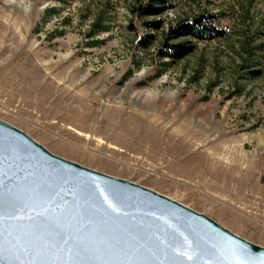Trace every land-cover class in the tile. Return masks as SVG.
I'll use <instances>...</instances> for the list:
<instances>
[{
  "label": "rangeland",
  "instance_id": "1",
  "mask_svg": "<svg viewBox=\"0 0 264 264\" xmlns=\"http://www.w3.org/2000/svg\"><path fill=\"white\" fill-rule=\"evenodd\" d=\"M0 120L264 247V0H0Z\"/></svg>",
  "mask_w": 264,
  "mask_h": 264
},
{
  "label": "water",
  "instance_id": "2",
  "mask_svg": "<svg viewBox=\"0 0 264 264\" xmlns=\"http://www.w3.org/2000/svg\"><path fill=\"white\" fill-rule=\"evenodd\" d=\"M0 264H264V247L0 120Z\"/></svg>",
  "mask_w": 264,
  "mask_h": 264
},
{
  "label": "trees",
  "instance_id": "3",
  "mask_svg": "<svg viewBox=\"0 0 264 264\" xmlns=\"http://www.w3.org/2000/svg\"><path fill=\"white\" fill-rule=\"evenodd\" d=\"M161 1V0H160ZM205 17H200L194 19L190 23H183L177 27L171 28L168 32V39L171 41H179L184 39H207L210 38L212 34V28L202 25L204 23ZM192 46L189 45L188 41L177 42L171 45V51L165 53L170 62L174 60H179L187 56L192 52ZM163 56V55H160ZM169 63H163V66H168ZM159 71L156 76L160 73ZM146 82L143 81L141 85H145Z\"/></svg>",
  "mask_w": 264,
  "mask_h": 264
},
{
  "label": "bare ground",
  "instance_id": "4",
  "mask_svg": "<svg viewBox=\"0 0 264 264\" xmlns=\"http://www.w3.org/2000/svg\"><path fill=\"white\" fill-rule=\"evenodd\" d=\"M145 96H146V97H150V95H149V94H146Z\"/></svg>",
  "mask_w": 264,
  "mask_h": 264
}]
</instances>
